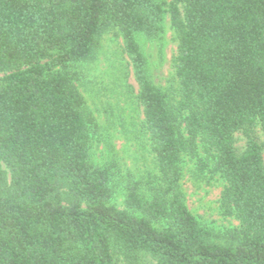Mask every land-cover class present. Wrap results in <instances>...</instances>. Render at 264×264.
<instances>
[{"label":"trees","instance_id":"obj_1","mask_svg":"<svg viewBox=\"0 0 264 264\" xmlns=\"http://www.w3.org/2000/svg\"><path fill=\"white\" fill-rule=\"evenodd\" d=\"M170 15L179 99L148 74L138 35L159 39ZM115 30L137 83L159 190L127 186L113 203L106 168L89 161L85 99L69 66ZM0 264H264V0H0ZM242 131L238 153L234 135ZM201 137L211 158L198 157ZM224 181L239 225L225 242L187 208L183 155Z\"/></svg>","mask_w":264,"mask_h":264},{"label":"rangeland","instance_id":"obj_2","mask_svg":"<svg viewBox=\"0 0 264 264\" xmlns=\"http://www.w3.org/2000/svg\"><path fill=\"white\" fill-rule=\"evenodd\" d=\"M169 4L172 0H163ZM164 31L159 39L137 36L146 57L152 82L167 95L170 105L179 99V83L175 75L177 40L171 27L170 15L164 18ZM75 75V85L85 99L90 142L89 161L106 168L112 188L111 203L124 208V193L128 185L138 183L142 195L150 196L162 186L149 134L144 126L142 107L137 101L138 86L132 67L123 51V42L115 30L103 32L95 48L94 57L84 63L69 66ZM4 75L0 72V79ZM256 137L262 147L264 161V133L257 125ZM198 157L211 158L201 137H197ZM246 144L242 131L234 135V145L241 153ZM180 188L189 211L205 228L210 229L220 243L225 235L239 225L234 216L224 213L221 191L224 181L208 169L201 170L197 159L183 155ZM118 264H157L148 254L135 260L116 256Z\"/></svg>","mask_w":264,"mask_h":264}]
</instances>
